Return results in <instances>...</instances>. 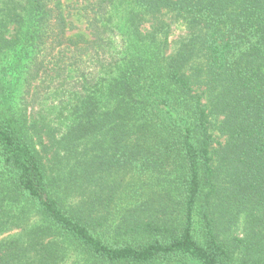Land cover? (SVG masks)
I'll return each mask as SVG.
<instances>
[{
	"label": "trees",
	"instance_id": "obj_1",
	"mask_svg": "<svg viewBox=\"0 0 264 264\" xmlns=\"http://www.w3.org/2000/svg\"><path fill=\"white\" fill-rule=\"evenodd\" d=\"M0 264H264V0H0Z\"/></svg>",
	"mask_w": 264,
	"mask_h": 264
},
{
	"label": "rangeland",
	"instance_id": "obj_2",
	"mask_svg": "<svg viewBox=\"0 0 264 264\" xmlns=\"http://www.w3.org/2000/svg\"><path fill=\"white\" fill-rule=\"evenodd\" d=\"M70 20H72L75 25L77 26L76 29L78 32L87 33L86 29V22L83 18H77V16H70ZM148 26V24H146ZM186 33V29L182 23H173L170 29V35H169V41L170 45H173L174 40H176L180 35H183ZM38 85V87H36ZM35 86V87H34ZM27 85H21L18 87L16 91V101H15V107L24 109L26 108L27 112H31L32 114L35 113V111L38 109V104L36 103V100L38 98V95L42 96V93L44 92V85H39L38 81H33L32 85L30 87ZM35 99V101L33 100ZM222 140V138H220ZM44 143L47 142L46 138H43ZM37 148L40 149L41 145L37 143ZM235 231L237 235L241 236L242 234V221L239 219L238 224L235 226ZM10 233L13 234L14 231L7 232L2 234V236H7Z\"/></svg>",
	"mask_w": 264,
	"mask_h": 264
}]
</instances>
